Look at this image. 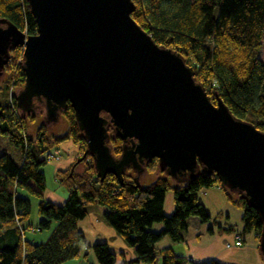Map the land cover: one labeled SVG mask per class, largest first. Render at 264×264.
I'll list each match as a JSON object with an SVG mask.
<instances>
[{
	"label": "trees",
	"instance_id": "obj_1",
	"mask_svg": "<svg viewBox=\"0 0 264 264\" xmlns=\"http://www.w3.org/2000/svg\"><path fill=\"white\" fill-rule=\"evenodd\" d=\"M132 1L133 19L158 45L182 55L213 102L221 98L234 116L264 131V63L258 57L264 33V0ZM0 19L14 23L26 34L36 32L26 0H0ZM20 55V47L10 50L4 69L8 79L0 83V135L19 149L17 158L0 152V240L9 241L0 247V264H59L78 256L84 237L77 222L87 214L90 203L106 208L104 220L134 249L136 258L127 264H154L158 257L160 264H226L217 260L195 263L174 254L170 247L156 246L163 236L173 242L182 241L189 217L195 216L201 222L210 220L196 193L212 185H218L241 209L243 230L255 231L259 238L262 224L256 210L240 194L223 186L215 173L201 171L195 178L177 182L158 168L157 158L146 166L147 173L157 174L153 179L145 181L140 176L136 182L129 168L120 182L111 173L103 179L97 177L93 159L87 154L56 174L67 190L64 202L45 199L46 180L41 167L48 162L49 154L70 140L81 155L86 144L70 103L61 112L64 128L60 134L49 131L51 123L45 121L41 105L35 104L29 112L17 107L15 93L9 91L12 84L22 87L24 83ZM109 144L118 156L121 139L111 135ZM80 163L82 167L76 169ZM19 190L40 199L38 229H47L52 221L56 222L43 243L23 239L30 203L19 195ZM167 192L172 193L173 200L169 214L164 212ZM156 223L161 224L159 230L152 229ZM88 248L99 264H115L116 254L106 242H94Z\"/></svg>",
	"mask_w": 264,
	"mask_h": 264
},
{
	"label": "water",
	"instance_id": "obj_2",
	"mask_svg": "<svg viewBox=\"0 0 264 264\" xmlns=\"http://www.w3.org/2000/svg\"><path fill=\"white\" fill-rule=\"evenodd\" d=\"M36 32L0 19V73L10 50L22 49L23 86L17 107L44 109L55 123L68 103L97 177L134 181L157 158L177 182L215 173L254 208L264 255V131L215 102L182 55L158 45L131 16L132 0H26ZM121 139L115 156L110 136ZM74 163V164H75ZM74 165L71 167L72 174Z\"/></svg>",
	"mask_w": 264,
	"mask_h": 264
},
{
	"label": "crops",
	"instance_id": "obj_3",
	"mask_svg": "<svg viewBox=\"0 0 264 264\" xmlns=\"http://www.w3.org/2000/svg\"><path fill=\"white\" fill-rule=\"evenodd\" d=\"M58 154L60 158L51 161L55 177L58 171L69 168L79 153L77 146L70 140H66L60 145ZM18 193L26 197L30 203V215L22 233L23 239L31 243L45 242L56 222L52 221L47 229H38L40 199L29 195L24 190H19ZM196 195L209 213L210 220L201 222L195 216L189 217L188 227L182 241L173 242L168 236H163L156 243L157 248L170 247L174 254L195 263L217 260L226 264H264V257L259 251L258 235L255 231L243 230L242 211L226 198L224 191L218 185H212L200 189ZM66 196L67 194L62 191L47 186L43 192L45 199L57 204L63 203ZM172 209V193L167 192L164 200V212L169 214ZM104 211L105 208L97 203L88 204L87 214L77 222L78 229L84 237V242L80 245V253L59 264H99L88 245L101 241L106 242L110 250L116 254L115 264H127L136 258L134 249L104 220ZM160 228L161 224L159 223L152 226L154 230ZM236 235L242 238V244L227 247L226 243L232 242ZM7 242H9L7 239L0 240V247ZM154 264H160V257Z\"/></svg>",
	"mask_w": 264,
	"mask_h": 264
},
{
	"label": "rangeland",
	"instance_id": "obj_4",
	"mask_svg": "<svg viewBox=\"0 0 264 264\" xmlns=\"http://www.w3.org/2000/svg\"><path fill=\"white\" fill-rule=\"evenodd\" d=\"M21 52H22V49H21ZM258 57L264 63V33H263V36H262V39H261V48L259 50ZM7 79H8V74L4 70L3 75L0 76V83H4ZM19 87L20 86H18V85L12 84V87L10 88L9 94H14L15 92H17ZM63 128H64V120L60 116L55 123H51L50 124L49 131L50 132H53V133L60 134L62 132ZM1 151L8 152L14 158H17V154L19 153V149L16 146L12 145L7 140V138L5 136H3V135H0V152ZM54 152L55 153H58V150L57 151H54ZM79 154H78V157L81 156ZM51 161H53V160H48V162H46V164L41 167V169H42V171L44 173V176H45L46 186L48 188L55 189V190H58V191H62L63 193L67 194L66 188L63 185H61L59 183V181L56 179V177L54 176L53 167H52V162ZM81 167H82V163L78 164L76 166V169H79L80 170ZM141 176L146 181V180H151L149 178H151V177L154 178L155 176H157V174L156 173L149 174L147 172H143V174ZM97 205H99V204H97ZM99 206H101V205H99ZM101 207H104V206H101Z\"/></svg>",
	"mask_w": 264,
	"mask_h": 264
},
{
	"label": "built area",
	"instance_id": "obj_5",
	"mask_svg": "<svg viewBox=\"0 0 264 264\" xmlns=\"http://www.w3.org/2000/svg\"><path fill=\"white\" fill-rule=\"evenodd\" d=\"M21 58H22V52H21V55H20L19 59H21ZM59 158H60V155L58 153H55V152L49 154V156H48V160H55V159H59ZM241 244H242V238L239 235H236L235 239L232 242H227L226 243V246L227 247H230V246H233V245L239 246Z\"/></svg>",
	"mask_w": 264,
	"mask_h": 264
},
{
	"label": "flooded vegetation",
	"instance_id": "obj_6",
	"mask_svg": "<svg viewBox=\"0 0 264 264\" xmlns=\"http://www.w3.org/2000/svg\"><path fill=\"white\" fill-rule=\"evenodd\" d=\"M5 69V68H4ZM4 71V70H3Z\"/></svg>",
	"mask_w": 264,
	"mask_h": 264
}]
</instances>
